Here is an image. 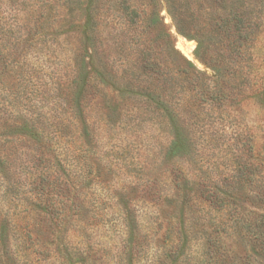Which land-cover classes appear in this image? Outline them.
I'll return each instance as SVG.
<instances>
[{"label":"rangeland","instance_id":"rangeland-1","mask_svg":"<svg viewBox=\"0 0 264 264\" xmlns=\"http://www.w3.org/2000/svg\"><path fill=\"white\" fill-rule=\"evenodd\" d=\"M48 1L53 8L47 4V9L51 10V18L46 22L41 21L38 27L39 31H42V28L49 31L46 41L34 47V52L27 50L25 43L14 45L13 36L17 25L22 24L20 10L34 8L43 11ZM134 1L141 8L150 11L148 0ZM227 2L226 6L231 7L235 1ZM260 2L255 1L253 9L255 15L262 20V27L258 31L260 34H255L249 44L246 60L250 61L242 74H246L248 79H253L254 76L256 79L258 73H264V5ZM156 3L160 21L158 32L170 35V38L165 40L163 50L157 48V44L154 45L159 57H167L175 47L197 70L213 76L214 72L203 61L208 62L210 57L221 52L225 42L220 36L214 35L209 26L215 15L213 0H187L184 6L176 3L177 7L188 10L187 13L183 12L185 17L177 18L173 17L164 0H156ZM78 7L79 0H0V21L6 27H12V32H8L10 36L13 35L12 39H6L3 45L10 51L8 61H17L18 65L14 69L10 67L3 70L0 88L9 96L6 99H11L17 107L25 104L22 109L29 110L30 115H47L46 108L38 111L41 105L39 100L44 99L42 95L36 96L40 85L49 89L53 83L58 82L62 84V93L58 91L56 96L58 94L65 98L69 93V57L80 48L83 33L84 20L77 11ZM101 31L106 55L119 63L126 59V54L119 56L121 49L118 45L115 46L116 50H109L107 45L108 41L113 45L116 41L114 38L126 35L122 28L113 26L112 30L105 27ZM145 37V43L151 44L156 40L154 34L146 33ZM200 42L206 47L201 54L198 53ZM186 48H191V51L185 53ZM219 67L225 75L231 69L233 72L231 66ZM224 85L227 90L234 92V106L224 112L221 119L217 116L207 118L209 114L202 115L206 120L201 123H208V130L204 133L200 126L192 128L191 134L196 148L194 147L191 155L176 161L174 168H184L196 183L203 185L224 179L238 166H248L253 181L251 189H257L261 186L260 177L264 175V111L257 108L258 102L255 99H250L251 96L255 97L254 95L244 94L249 93L245 90L239 93L238 84L232 77L226 75ZM24 90L29 92L26 94L32 102L26 99L28 96L21 93ZM254 90L250 88L249 91ZM51 94L48 96L50 106L55 100V95ZM99 102L98 98L93 101L89 110L90 124L95 133V148H89L84 155L85 160L75 164L79 167L84 165L82 176L79 177L81 167L71 169V173L77 176L79 182L77 185L70 184V187L76 188L70 195V201L71 205L79 204L80 209L78 212L74 211L75 213L66 212L67 225L63 227L50 228L45 219L31 211L32 195L29 193L31 186L28 173L30 160L33 159L36 149L34 143L15 139L9 144H4L5 140H1L0 144L3 143L4 146H0V149H5L8 155L6 158L10 172L8 181L3 180L4 177L0 174V211L10 219L13 217L9 229L13 237L7 242L11 247L28 249L26 253L32 261L34 249L42 246L50 248L51 241L58 243L62 239L65 248L89 252L90 256H85L88 264H124L128 256H123L120 249L122 250L125 240L136 230L139 235L137 241L143 246L137 263L148 264L156 253L165 255L171 251L177 231L181 230L179 223L184 220L187 238L185 240H188L190 246V257L185 264H204V260L210 258L211 264H264L262 259L253 254L254 240L247 236L245 229L219 228L218 223L224 220L223 213L194 196L186 206L182 202L175 205V199H167L172 190L170 171L173 165L166 163L164 156L170 135L167 129L165 131V124H162L157 116L143 105L138 106V111L137 105L130 104L135 111L123 121L112 119L111 122H105L101 119ZM184 117L187 125L193 122L188 115ZM123 199L130 204L132 210L135 207L140 229L124 227L119 206ZM245 204L251 211L264 212L253 204ZM182 210H185V216H181ZM131 215L129 218H132ZM26 233L32 234L31 240L25 237ZM209 240L212 241L211 248L207 246ZM218 248H221L220 251ZM210 251L212 256H205ZM50 263L61 264L54 260Z\"/></svg>","mask_w":264,"mask_h":264},{"label":"trees","instance_id":"trees-1","mask_svg":"<svg viewBox=\"0 0 264 264\" xmlns=\"http://www.w3.org/2000/svg\"><path fill=\"white\" fill-rule=\"evenodd\" d=\"M148 1L150 11L141 8L134 0H79L77 11L84 20L83 33L80 48L69 57L71 73L67 82L69 93L65 98L58 94L56 96L58 91L62 93L60 89L62 84L58 82L53 83L49 89L40 85L36 90V96L42 95L44 99L39 100L41 105L38 111L46 108L48 112L47 115L35 113L37 115L33 116L29 114V110L22 109L25 104L17 107L11 99H6L9 96L0 88V142L5 140L3 143L9 144L16 139L34 143L36 149L33 159L30 160L28 173L31 186L29 193L32 195L31 211L45 219L50 224V228L63 227L67 225L66 212H78L80 209L79 204L71 205L70 201V195L76 190L70 187V184L77 185L79 182L77 176L71 173V169L79 167L75 164L85 160L84 155L89 148H95V133L90 124L91 103L98 98L100 101L98 104H101V119L105 122L106 120L111 122L112 119L123 121L135 111L130 104L137 105L138 111H140L138 106L143 105L150 113L157 116L162 124H165V131L167 129L170 135L169 146L164 156L165 162L173 165L170 171L172 190L167 195V199H175V205L182 202L186 206L194 196L223 213L224 220L218 223L219 228L245 229L247 236L254 240L253 254L264 261V212L251 211L245 204L246 202L253 204L258 210L264 211V175L260 177L261 186L251 189L253 181L248 166L244 168L238 166L224 179L203 185L196 183L184 168H174L176 161L191 155L194 147L196 148L192 139V128L200 126L204 133L208 130L209 124L201 123L206 120L202 115L209 114L207 118L217 116L221 119L222 114L234 106L232 104L236 101L234 92L227 90L224 85L226 75L232 77L238 84L239 93L246 91L249 93L244 94L254 95L255 97L251 96L250 99H255L258 102L257 108L264 111V73H258L256 79L255 76L253 79H248L246 74L242 75L244 67L250 61L246 60L249 44L262 27V20L255 15L253 9L257 0H234L231 7L226 6L227 0H213L215 15L209 26L214 35L220 36L223 42L225 40L221 52L210 57L208 62L203 61L212 69L213 76L197 70L194 64L175 47L167 57H159L154 45L157 44V48L163 50L165 40L169 39L170 35H162L158 32L160 21L156 10L157 3L156 0ZM164 1L174 18L185 17L183 12L187 13L188 10L177 7L176 3L184 6L187 0ZM259 1L264 5V0ZM47 4L52 8L48 1L43 11L34 8L20 10L22 24L17 25L15 35H11L14 45L25 43L26 49L34 52V47L46 41L49 31L44 28L39 31L38 27L41 21L46 22L51 18L49 15L51 10L47 9ZM69 13L71 15L73 11ZM113 26L122 28L126 34L114 38L116 41L113 45H110V41L107 43L109 50H116L117 45L120 47L119 56L126 54V59L120 63L106 55L105 43L101 41V29L108 27L113 30ZM11 28L0 21V80L3 70L18 66L17 61H8L10 51L3 45L6 39L8 41L12 39L9 35V32H12ZM111 32L115 33V31ZM146 33L154 34L156 40L151 44L145 43ZM205 49V45L200 42L198 53H203ZM219 66L225 68L231 66L233 72L231 69L225 75ZM223 82L224 84L221 85L224 87H221L220 83ZM248 84L252 86L249 87ZM0 85H2L1 81ZM250 88L255 90L249 91ZM21 93L28 96L29 92L24 90ZM51 93L55 95L52 107L48 102ZM29 97L26 99L32 102ZM14 98L16 101V96ZM61 110L63 112H60ZM186 115L193 121L189 125L184 117ZM3 143L0 146H4ZM6 157L8 155L5 149H0V174L5 181L10 172ZM82 166L84 167L83 164ZM82 166L79 167V177L82 176ZM262 166L264 167V158ZM119 206H121L124 227L140 229L135 207L132 210L125 200H121ZM184 211L182 210L181 216H185ZM3 214L0 211L2 224L0 264H51L52 260L61 264H88L89 252L65 248L62 239L58 243L51 239L53 240L49 243L51 249L43 246L34 249V260L31 261L26 253L28 249H15L7 243L8 239L13 237L9 230L13 217L10 219L7 214ZM129 215L132 218H129ZM185 226L184 220L179 223L181 230L177 231L171 251L165 255L156 253L148 264L187 262L190 257V246L188 240H185ZM25 237L31 240L32 234L26 233ZM137 237L139 235L135 230L125 240L122 250L120 249L123 256H128L124 264H138L137 259L143 246L138 243ZM218 242L221 243L220 239ZM211 243L212 241L209 240L207 244L209 248ZM220 249L218 248L219 251ZM210 255L212 256L211 251L205 254L209 257ZM251 257L252 255L249 256ZM211 260V258L204 260V264H211Z\"/></svg>","mask_w":264,"mask_h":264},{"label":"bare ground","instance_id":"bare-ground-1","mask_svg":"<svg viewBox=\"0 0 264 264\" xmlns=\"http://www.w3.org/2000/svg\"><path fill=\"white\" fill-rule=\"evenodd\" d=\"M184 50H185V53H189L191 51V48H186Z\"/></svg>","mask_w":264,"mask_h":264}]
</instances>
